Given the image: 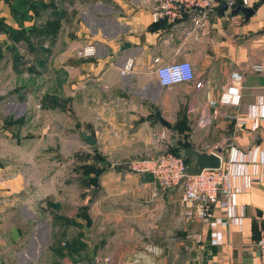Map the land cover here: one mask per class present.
I'll use <instances>...</instances> for the list:
<instances>
[{"label":"crops","instance_id":"1","mask_svg":"<svg viewBox=\"0 0 264 264\" xmlns=\"http://www.w3.org/2000/svg\"><path fill=\"white\" fill-rule=\"evenodd\" d=\"M42 1L32 9L0 0V255L18 243L30 247L24 264H88L75 259L82 248L64 247L67 237L79 245L87 234L105 264H264L256 245L264 229V0H236L254 9L246 20L216 5L199 25L153 21L145 0ZM21 28L24 36L9 33ZM87 43L94 55L78 53ZM156 58L190 60L193 80L161 85ZM231 83L238 102L220 101ZM70 115L98 149L79 152L74 189L57 194L54 183L33 180L41 170L29 174L20 164L40 155L56 120L58 142L66 141ZM228 137L221 160L250 151L249 170L262 174L235 194L242 223L217 226L213 242L205 221L183 217L180 185L164 188L126 162L155 156L174 139L210 151ZM89 153L105 164L84 167Z\"/></svg>","mask_w":264,"mask_h":264},{"label":"built area","instance_id":"2","mask_svg":"<svg viewBox=\"0 0 264 264\" xmlns=\"http://www.w3.org/2000/svg\"><path fill=\"white\" fill-rule=\"evenodd\" d=\"M149 6L153 21L165 19L172 22H186L189 18L196 25L203 20L219 0H145ZM228 8L236 5V0H225ZM246 2V0H241ZM185 28V25H183ZM186 29L184 33L186 35ZM78 53L91 56L96 53L92 43L83 45ZM158 62V58L155 59ZM130 62L125 63L124 70L130 68ZM260 65H255L259 70ZM123 70V71H124ZM158 82L167 86L173 83L188 82L194 78L192 62L188 59L158 62L155 67ZM239 100L238 87L231 83L220 96L222 102L237 103ZM215 102V101H212ZM164 132L161 133L163 136ZM255 162L250 151L231 156L220 162L218 167H207L199 174L189 175L188 163L181 154L170 149H163L155 156L134 159L129 167L141 172H149L164 188L181 185L179 203L183 217L188 220L200 219L211 228L213 242L220 241L217 226L229 224L240 225L244 208L234 202L235 194L247 190L254 181L260 179L262 171L249 170L248 165ZM257 247L264 252V229L256 240ZM97 262L105 264L107 257H95ZM81 262H77L80 264Z\"/></svg>","mask_w":264,"mask_h":264},{"label":"rangeland","instance_id":"3","mask_svg":"<svg viewBox=\"0 0 264 264\" xmlns=\"http://www.w3.org/2000/svg\"><path fill=\"white\" fill-rule=\"evenodd\" d=\"M46 25H48V23ZM35 37L37 38L39 36L36 35L34 36V38ZM20 49L26 50L27 49L26 44L20 45ZM37 49L40 51L38 47ZM30 52L32 53L31 49H30ZM73 118H74L73 115L72 116L70 115L67 126L65 128L66 141H61L60 143L58 142V136H59L58 132L60 130L58 128V124L56 120V122L54 123L55 124L54 127H53V123L49 124V130L50 131L52 130L55 133L48 136L49 140L42 143V146L40 149V155L34 159H31L28 163L20 164V168L26 169L29 174L32 170L34 171L41 170L40 174H33V177H34L33 180L34 181L47 180V181H50L51 183H54L57 194H59L60 192L66 191L67 189H71V190L74 189L75 178H77V175H75L76 166L78 165L77 161L80 162V158L84 156L83 154L81 155L79 152L85 149H91V150L98 149L96 145H93L92 147L89 145L86 146L84 142L82 143L80 141L81 140L80 127L74 124ZM61 130H62V127H61ZM171 147H172V143L169 142L166 148L169 149ZM85 156L87 157L86 161L88 162H86V165L88 167L91 166L93 160L98 161L99 163L102 162V164H105L106 162V158L97 153L95 154L89 153V154H85ZM140 158L141 157L131 158L127 160L126 165L127 164L129 165L130 161L134 159H140ZM76 159L78 160L76 161ZM187 160H188L187 162L188 166L191 167L194 159L189 158ZM81 176H83V179L87 183L90 182L91 174L89 172H86V173L84 172L83 175ZM96 176L97 175H95V177ZM58 188H60V190H58ZM22 193L24 194L25 191H23ZM28 195L30 196V193ZM19 196H27V195H19ZM22 208L23 210L21 209V207L18 208L19 213L28 214V211H26L25 206H22ZM26 226L27 228H29L30 220L26 223ZM73 231H74V225H70L68 233L71 234ZM85 236H86L85 239L82 240L84 242L83 244H79V245L78 243L76 244V240L74 236L67 237L66 242L70 243V241H73L72 246L76 250L82 248L81 254H77L75 259L82 260L84 263L89 264L90 258L95 259L96 256H98L99 258L101 256L98 255L97 249H95L93 245H90L89 243L90 238L88 237V235L86 234ZM11 250L13 251V254L8 255L6 253L3 255H0V260L5 263H9V264H24L26 263V260L30 258V247L26 249L22 246H19L18 243H16L15 245H11ZM23 250L26 251V254L22 253ZM69 250H73V249H69ZM69 250L67 249L68 252Z\"/></svg>","mask_w":264,"mask_h":264},{"label":"water","instance_id":"4","mask_svg":"<svg viewBox=\"0 0 264 264\" xmlns=\"http://www.w3.org/2000/svg\"><path fill=\"white\" fill-rule=\"evenodd\" d=\"M228 8L227 2L225 0H219L217 4V13L224 14ZM253 8L250 6H247L245 4H237L234 7H231L229 9L230 14H235L238 11H242L244 13V19H248V17L253 13ZM126 44L128 42L122 41L121 43V49L126 47ZM158 120L164 124L168 125V121L162 117L159 111L156 112ZM80 138L81 140L87 144V145H94L96 144L97 140L96 138L86 130L80 131ZM172 145L179 149V153L184 156L185 158H193V164L191 167L188 168L187 174L193 175V174H199L202 169L207 167H218L221 162V155L220 153L228 146L231 145V139L224 138L221 143L214 149V150H202L198 149L192 144L191 142H188L187 145H184L180 142H178L176 139L172 141ZM91 264H98V262L94 259H90Z\"/></svg>","mask_w":264,"mask_h":264},{"label":"trees","instance_id":"5","mask_svg":"<svg viewBox=\"0 0 264 264\" xmlns=\"http://www.w3.org/2000/svg\"><path fill=\"white\" fill-rule=\"evenodd\" d=\"M17 1H18V6H21V5H25V4H27V5H28L30 8H32V9H37L38 7L45 6V4H46V3H45L44 1H42V0H17ZM53 1H54V0H49L48 2H49V3H53ZM12 6H13V5H12ZM14 11H15V10H14ZM20 16L24 17V16H25V13H24V12H23V13L20 12ZM56 28H57V27H56ZM56 28H54L53 26H51L50 29H49V31H56ZM9 33H10L11 35H15V36H24L25 29L21 28V29H19V30H10ZM180 143H182V144H184V145H187V144H188V142H180ZM169 149L172 150L173 152L177 153V154H180V153H179V149L176 148V147H174L173 145H172V147L169 148ZM183 157H184V156H183ZM184 159H185L186 162H188L187 159H189V158H185V157H184ZM83 166H84V167L86 166V168L88 167L86 164H84ZM87 169H90V166H89ZM72 242H73V241H70V243H69V242H66V241H65V243H64V247H66L68 250L71 249V248L73 247V246H72Z\"/></svg>","mask_w":264,"mask_h":264}]
</instances>
